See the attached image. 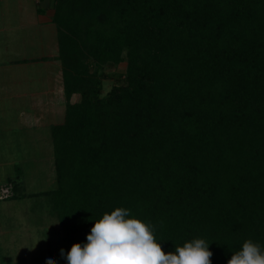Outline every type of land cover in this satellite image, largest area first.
Wrapping results in <instances>:
<instances>
[{"label":"trees","instance_id":"obj_1","mask_svg":"<svg viewBox=\"0 0 264 264\" xmlns=\"http://www.w3.org/2000/svg\"><path fill=\"white\" fill-rule=\"evenodd\" d=\"M51 21L56 187L23 197L50 199L65 254L117 207L165 253L203 238L227 264L246 239L264 247V0H53Z\"/></svg>","mask_w":264,"mask_h":264},{"label":"crops","instance_id":"obj_2","mask_svg":"<svg viewBox=\"0 0 264 264\" xmlns=\"http://www.w3.org/2000/svg\"><path fill=\"white\" fill-rule=\"evenodd\" d=\"M52 15L53 0H0L2 184L15 179L28 185L26 161H31L30 153L40 152L43 146V143L37 144L34 138L38 140L43 132L51 129L61 110L64 113L61 69L56 59V27L51 21ZM30 147L31 151H28ZM37 160L42 162L44 159L38 157ZM31 194L24 190L23 195Z\"/></svg>","mask_w":264,"mask_h":264},{"label":"rangeland","instance_id":"obj_3","mask_svg":"<svg viewBox=\"0 0 264 264\" xmlns=\"http://www.w3.org/2000/svg\"><path fill=\"white\" fill-rule=\"evenodd\" d=\"M123 71L124 64L117 68L105 67L107 78L102 80V95L110 90L117 82V75ZM72 99L78 101L79 97L76 95ZM62 118L61 110L54 124L61 122ZM34 140L43 146L40 152L30 153L31 161H26L28 185L20 182L21 187L15 190L14 198L0 201V264H45L49 258L56 264H67L60 255V250H64L63 234L57 219L52 216L50 199L45 195L23 197L24 190L39 194L56 187L50 129ZM38 157L44 160L40 162ZM3 184L0 183V187Z\"/></svg>","mask_w":264,"mask_h":264},{"label":"clouds","instance_id":"obj_4","mask_svg":"<svg viewBox=\"0 0 264 264\" xmlns=\"http://www.w3.org/2000/svg\"><path fill=\"white\" fill-rule=\"evenodd\" d=\"M151 223L117 207L93 221L86 243H74L60 255L67 264H211L212 252L203 238H194L165 253ZM45 264H56L49 258ZM227 264H264V247L246 239Z\"/></svg>","mask_w":264,"mask_h":264},{"label":"built area","instance_id":"obj_5","mask_svg":"<svg viewBox=\"0 0 264 264\" xmlns=\"http://www.w3.org/2000/svg\"><path fill=\"white\" fill-rule=\"evenodd\" d=\"M12 196V185L5 184L0 187V201L6 200Z\"/></svg>","mask_w":264,"mask_h":264}]
</instances>
